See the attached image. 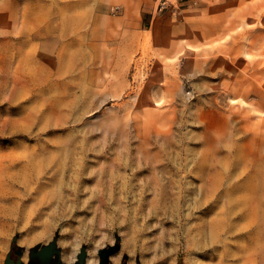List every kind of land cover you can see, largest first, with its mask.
<instances>
[{
    "label": "rangeland",
    "instance_id": "374dc122",
    "mask_svg": "<svg viewBox=\"0 0 264 264\" xmlns=\"http://www.w3.org/2000/svg\"><path fill=\"white\" fill-rule=\"evenodd\" d=\"M100 2L0 0V159L27 211L0 219V264L13 245L42 264L30 251L55 238L49 264L109 245L130 264H264V0H154L115 54Z\"/></svg>",
    "mask_w": 264,
    "mask_h": 264
},
{
    "label": "crops",
    "instance_id": "0c3cea01",
    "mask_svg": "<svg viewBox=\"0 0 264 264\" xmlns=\"http://www.w3.org/2000/svg\"><path fill=\"white\" fill-rule=\"evenodd\" d=\"M100 1L93 15L94 23L98 32L108 35L103 39L105 45L102 47L107 48L112 53H114L113 50L117 53V49L121 50L126 46V43L122 40V34H132V38L136 40L144 32L150 14L155 12L154 0ZM116 6L120 13L112 15L113 7ZM123 259L124 256L122 255L120 261L111 263L120 264ZM127 264H130V259L127 260Z\"/></svg>",
    "mask_w": 264,
    "mask_h": 264
},
{
    "label": "bare ground",
    "instance_id": "6f19581e",
    "mask_svg": "<svg viewBox=\"0 0 264 264\" xmlns=\"http://www.w3.org/2000/svg\"><path fill=\"white\" fill-rule=\"evenodd\" d=\"M8 164H5V159H0V219L6 218L9 220V223L12 222L13 220H16L17 218H19L20 216H27V211L25 212V208H26V204H25V197L24 195H22L20 192L17 193L18 194V201L13 199V196H15L16 191L14 189H12V191L8 192L7 188H5V186H7V184H4V180L7 177V181L8 180H14V172H12L11 170L14 168L15 165V159L11 156H8ZM31 160L27 161L26 164L30 165ZM63 196L60 195V197L58 198L57 201H59V199L61 200ZM65 200L62 199L61 203H64ZM60 204V201L57 203V206ZM41 205V203L39 204ZM44 205V203H43ZM45 213L44 215L47 217L50 215V212L47 213V208L45 207ZM51 224V223H49ZM43 237H46L48 235V230L46 229V227L44 228V230L41 232ZM62 259L64 260V262H69L72 259V254L70 251L65 250L63 255H62ZM111 259L114 262H118L121 259V255L120 253L117 254H113L111 256ZM87 264H98V257H97V250L91 249L88 252L87 255ZM169 264H172L169 262Z\"/></svg>",
    "mask_w": 264,
    "mask_h": 264
},
{
    "label": "water",
    "instance_id": "95a60500",
    "mask_svg": "<svg viewBox=\"0 0 264 264\" xmlns=\"http://www.w3.org/2000/svg\"><path fill=\"white\" fill-rule=\"evenodd\" d=\"M17 238L15 237L13 241H16ZM38 249V250H37ZM120 248L117 245H109L103 248L99 252L98 264H109L110 257L119 252ZM57 238L53 239L51 243L48 245H44L41 248L35 247L30 251V259L34 256H38L42 264H49L52 257L57 253ZM23 255L24 253H20V257L17 260H14L11 257V252H9L6 256L4 264H22L23 263ZM78 264H87V253L86 248L82 247L81 252L78 255Z\"/></svg>",
    "mask_w": 264,
    "mask_h": 264
},
{
    "label": "built area",
    "instance_id": "2783aa9c",
    "mask_svg": "<svg viewBox=\"0 0 264 264\" xmlns=\"http://www.w3.org/2000/svg\"><path fill=\"white\" fill-rule=\"evenodd\" d=\"M188 2L189 0H161L160 10L166 9L172 3H175L177 6H183Z\"/></svg>",
    "mask_w": 264,
    "mask_h": 264
},
{
    "label": "flooded vegetation",
    "instance_id": "af4514ba",
    "mask_svg": "<svg viewBox=\"0 0 264 264\" xmlns=\"http://www.w3.org/2000/svg\"><path fill=\"white\" fill-rule=\"evenodd\" d=\"M19 256H20V254H19V252H18L17 249L12 250L11 257L14 260H17L19 258ZM36 260H38V259L37 258H34L31 261L35 262ZM109 264H112L111 261H109ZM120 264H127V260L124 258Z\"/></svg>",
    "mask_w": 264,
    "mask_h": 264
},
{
    "label": "trees",
    "instance_id": "16d2710c",
    "mask_svg": "<svg viewBox=\"0 0 264 264\" xmlns=\"http://www.w3.org/2000/svg\"><path fill=\"white\" fill-rule=\"evenodd\" d=\"M14 249H17L20 253H21V251H22V248H20L19 246H14V245H13V250H14Z\"/></svg>",
    "mask_w": 264,
    "mask_h": 264
}]
</instances>
